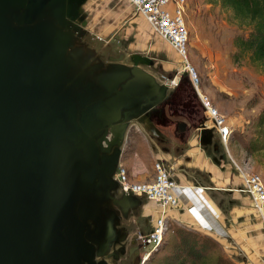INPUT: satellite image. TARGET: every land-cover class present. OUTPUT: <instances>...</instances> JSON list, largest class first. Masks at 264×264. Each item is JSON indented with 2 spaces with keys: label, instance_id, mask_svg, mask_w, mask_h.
<instances>
[{
  "label": "water",
  "instance_id": "obj_1",
  "mask_svg": "<svg viewBox=\"0 0 264 264\" xmlns=\"http://www.w3.org/2000/svg\"><path fill=\"white\" fill-rule=\"evenodd\" d=\"M86 3L0 0V264H106L95 256L125 237L106 203H122L128 125L163 135L174 122L147 56L125 65L92 44Z\"/></svg>",
  "mask_w": 264,
  "mask_h": 264
},
{
  "label": "crops",
  "instance_id": "obj_2",
  "mask_svg": "<svg viewBox=\"0 0 264 264\" xmlns=\"http://www.w3.org/2000/svg\"><path fill=\"white\" fill-rule=\"evenodd\" d=\"M84 9L87 12L86 29L92 37L99 40L104 52L108 50L115 56L124 52L127 55L149 54L156 58L163 71L171 70L174 66L172 60L176 51L163 37L154 32L145 17L137 13L127 0H87ZM199 19L191 22V28L189 27L190 42L195 51L211 59L217 57L225 60L219 40L222 32L215 33L211 25L209 28L206 26V20L210 21L212 14L209 12L207 17V13H204ZM203 40L205 42L200 43ZM206 46L210 51H207ZM111 50H117V54L111 53ZM196 65L200 66L198 63ZM155 75L159 76V79L163 77L159 73ZM179 79L177 76L178 81L172 84L173 87L178 85ZM212 83V87L207 86L202 92L210 98L220 113L224 114L221 112L223 110L228 113L230 110L225 108L223 100L216 97H229L224 95L228 86L219 81ZM229 121V128L233 131V128H236V120L232 118ZM180 123L175 122V125L162 131L165 134L169 132V137L153 132L148 135L142 131L134 135L135 155L133 154L130 160L132 163L136 161L142 170L136 171L127 167L130 176L137 181L148 180L154 173L153 164L160 163L178 185V204L174 208L165 209L166 222L171 217L177 223L206 233L220 242L235 235V239L239 240L245 249L247 247L249 251L259 252L256 241L261 233L260 222L250 198L240 190L243 187L242 180L233 172L230 163V157H239L236 149L242 148L239 142L229 136L228 141L224 143L211 124H204L200 129L190 130L187 134L183 126L178 128ZM159 136L168 140L161 141ZM230 146H233V149ZM152 150L153 157L150 156ZM144 209L145 213L149 209L153 210L154 225L162 212L159 204L147 201Z\"/></svg>",
  "mask_w": 264,
  "mask_h": 264
},
{
  "label": "rangeland",
  "instance_id": "obj_3",
  "mask_svg": "<svg viewBox=\"0 0 264 264\" xmlns=\"http://www.w3.org/2000/svg\"><path fill=\"white\" fill-rule=\"evenodd\" d=\"M209 12L212 14V19L210 21L206 20V26L209 28L211 25L215 33L222 32L219 40L221 41L225 60L217 57L211 59L198 54L190 41L188 45L189 60L199 73L201 90L207 86L212 87L213 81H219L228 86L224 91V95L229 97H216L223 100L225 108L230 110L228 113L225 110L221 111L226 115L228 121L232 118L236 120V128L231 131L230 138H234L239 142L242 148L235 147L238 151L237 155H239V157L236 156L238 159L236 157L235 159L239 163H246L249 169L258 173L264 181V70L259 63L250 60L249 52H242L234 46V37L247 38L250 29L244 26L239 27L230 9L223 8L218 3H212L209 0H185L183 18L189 32L191 31V22L200 20L199 17H202L204 13H207L208 17ZM226 37L229 39L226 40ZM91 38L94 46L104 48L98 39L92 36ZM203 42L205 41L203 40L200 43ZM206 49L210 51L208 47ZM111 51V53L117 54L115 53L117 50ZM124 55L125 58L122 62L132 65L129 54L127 55L124 52ZM148 55L145 56L149 58L150 66H142L143 69L154 75L156 73L163 75L166 78L164 82L167 84L176 76L180 77L178 85L173 87L170 84L171 93L167 102L164 103L168 106L166 107L165 117H167L165 121H174L173 125H175V122H184L186 133L193 126L210 124L207 114L204 112L205 109L178 54L175 53L172 60L174 66L168 71H163L156 58ZM232 68L235 70H232ZM155 122L157 123L156 119ZM141 131L144 134L148 133V135L153 132L144 123L130 122L121 146L120 164L136 171H141L142 167L136 164V161H134L135 164L132 163L130 158L133 154L135 155L133 153L135 149L134 135ZM230 148L233 149V146H230ZM150 156L153 157V150L150 152ZM143 200L136 211V225L139 234L145 237L152 229L154 214L153 210L150 209L145 213L144 208L148 200ZM257 218L260 222L258 214ZM166 226L163 242L141 264H263L261 223V233L256 241V245L260 248L257 253L249 251L247 247L245 249L240 241L235 239V235L220 242L206 233L203 234L192 227L177 223L171 217L167 219ZM139 244V252L143 257L148 248L143 245L142 238H140Z\"/></svg>",
  "mask_w": 264,
  "mask_h": 264
},
{
  "label": "built area",
  "instance_id": "obj_4",
  "mask_svg": "<svg viewBox=\"0 0 264 264\" xmlns=\"http://www.w3.org/2000/svg\"><path fill=\"white\" fill-rule=\"evenodd\" d=\"M127 1L137 13L145 17L154 32L163 37L176 51L205 109L204 112L207 114V119L218 132L221 140L226 143L231 134L227 117L220 113L212 104L210 98L202 92L199 85V73L189 60L188 45L190 32L183 18L185 0ZM162 78L166 80L164 76ZM176 78L177 76L173 80H170V83H176L178 81L175 82ZM230 161L233 170L242 180L243 187L240 190L248 195L252 207L259 216L264 255V181L258 173L252 172L246 163H239L233 157H230ZM153 170V176L144 181L133 179L129 174L128 168L123 164H119L115 174V179L122 192L131 193L148 201L157 202L162 209L160 217L155 220L151 231L145 237L141 236L143 245L148 248L143 259L160 246L165 238L167 228L164 217L165 209L174 208L178 204V185L174 179L158 162L153 164Z\"/></svg>",
  "mask_w": 264,
  "mask_h": 264
},
{
  "label": "flooded vegetation",
  "instance_id": "obj_5",
  "mask_svg": "<svg viewBox=\"0 0 264 264\" xmlns=\"http://www.w3.org/2000/svg\"><path fill=\"white\" fill-rule=\"evenodd\" d=\"M121 54H122V58L118 62L123 63L122 60L125 58L124 53H120L119 55L115 56V55L110 54L109 52H105V57L109 61L114 62L113 60H110L109 58L118 57ZM130 55L131 54H129L128 56ZM129 59L131 60V58ZM125 65H128V64H125ZM145 126H147V128L150 129V127L146 123H145ZM163 135H165L166 137H169V132H166V134L163 133ZM166 137L164 138V137L159 136L158 138L161 141H165ZM121 149L122 147H120V155H121ZM120 155H119V161L116 165L115 171L112 174V179L115 181H116L115 174L120 164ZM114 195H115V198L119 199V202H122V203L116 204L113 202V200H109L110 203H106V205L107 207L109 206L110 209L114 211V215H116L115 228L121 230L125 234V237L119 238V239L114 238L110 244L109 249L106 252H104L101 256L100 255L95 256V261L99 262L103 260L105 261L106 264H141L143 263L142 262L143 257L139 252L140 251L139 240L142 235L139 234V231L137 230V225H136V216H137L136 211L138 209V201H136L133 198V195L131 193L122 192L119 185L117 189L115 190ZM123 202L127 204L126 208L124 207Z\"/></svg>",
  "mask_w": 264,
  "mask_h": 264
},
{
  "label": "trees",
  "instance_id": "obj_6",
  "mask_svg": "<svg viewBox=\"0 0 264 264\" xmlns=\"http://www.w3.org/2000/svg\"><path fill=\"white\" fill-rule=\"evenodd\" d=\"M209 1L230 9L237 25L250 29L247 38L236 36L233 44L238 50L249 52L250 60L259 63L264 70V0Z\"/></svg>",
  "mask_w": 264,
  "mask_h": 264
},
{
  "label": "bare ground",
  "instance_id": "obj_7",
  "mask_svg": "<svg viewBox=\"0 0 264 264\" xmlns=\"http://www.w3.org/2000/svg\"><path fill=\"white\" fill-rule=\"evenodd\" d=\"M177 81V78L175 79V82ZM133 195V194H132ZM135 196V195H134ZM137 197V196H136ZM139 198H141V197H139ZM142 199H145V198H142ZM146 200V199H145Z\"/></svg>",
  "mask_w": 264,
  "mask_h": 264
}]
</instances>
